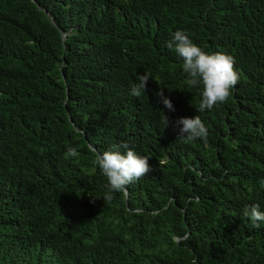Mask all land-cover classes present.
I'll use <instances>...</instances> for the list:
<instances>
[{
	"label": "trees",
	"instance_id": "trees-1",
	"mask_svg": "<svg viewBox=\"0 0 264 264\" xmlns=\"http://www.w3.org/2000/svg\"><path fill=\"white\" fill-rule=\"evenodd\" d=\"M176 30L235 58L227 102L197 111L201 89L166 47ZM196 115L207 139L177 140L174 122ZM121 143L152 170L104 201L95 156ZM254 204L264 0H0V264H264V222L242 216Z\"/></svg>",
	"mask_w": 264,
	"mask_h": 264
},
{
	"label": "clouds",
	"instance_id": "clouds-1",
	"mask_svg": "<svg viewBox=\"0 0 264 264\" xmlns=\"http://www.w3.org/2000/svg\"><path fill=\"white\" fill-rule=\"evenodd\" d=\"M166 47L175 52L182 60V71L186 76L185 84L190 88H200L201 100L197 111L213 109L217 104L227 102L232 88L238 83L239 76L235 70V58L225 52L207 53L189 38L184 30H176L171 34ZM150 73L137 76V81L130 85L129 94L140 97L146 92ZM164 108L175 111V108L163 90L156 93ZM161 121L165 127L170 123L162 111ZM173 126L178 129V138L182 142H193L197 139L206 140L208 130L199 115L192 118H179ZM123 148L125 151H121ZM93 151L95 149L93 148ZM79 155L75 147L69 146L64 153L65 159ZM94 164L107 180V193L103 200L110 202L114 192H127V186L133 184L151 172L149 158L138 155L126 143L114 145L109 150L97 153ZM242 216L249 219L255 228L264 222V211L258 204L248 205L242 211Z\"/></svg>",
	"mask_w": 264,
	"mask_h": 264
}]
</instances>
